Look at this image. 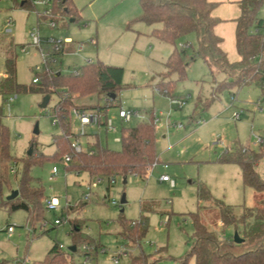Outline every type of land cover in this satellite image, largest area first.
I'll return each instance as SVG.
<instances>
[{
	"label": "rangeland",
	"instance_id": "1",
	"mask_svg": "<svg viewBox=\"0 0 264 264\" xmlns=\"http://www.w3.org/2000/svg\"><path fill=\"white\" fill-rule=\"evenodd\" d=\"M51 1L35 0L31 8H22L24 0H0V121L8 128L10 154L7 161L0 160V175L5 179L0 188V264H40L54 243L68 253L78 237H89L94 243L78 246V252L71 255L74 264H84V246L93 252L95 245L97 251L88 264H130L133 257L141 254L146 257L145 264H178L174 259L185 256L194 243L192 214L199 212L209 230L223 233L219 209L200 200V187L208 189L214 199L234 207L238 217L244 208L260 204L262 194L244 186L240 167L219 159L231 150H257L258 140H264L262 87L251 83L223 90L214 97L215 84L223 81L225 74L212 72L196 54L197 35L183 36L175 45L150 36L154 27L136 20L141 13L139 0H74L76 20L71 22L73 17L69 15L53 14L54 28L50 26L52 16L45 15L53 9ZM258 18L264 20V5ZM35 31L41 38L42 53L33 46L31 34ZM67 38L73 44L54 55L55 62L48 61L51 72L57 69L70 74L89 61L124 70L123 89L113 103L116 106L108 108L102 120L117 131L103 125H83L73 111L72 144L78 142L86 150L98 143L119 151L122 144L115 139L121 138L123 128L157 119L158 161L146 179L130 177L123 184L118 178L108 191L106 180L67 170L65 158L52 159L56 152L54 138L60 134L52 114L58 95L29 90L2 92L8 58L16 59V83L39 89L42 85L32 81L42 73L35 67L44 68L42 54L47 58L52 54L47 39ZM181 45L187 46L189 65L183 74L168 73L165 63ZM227 56L230 62L237 57L234 53ZM161 81L172 82L170 93L175 101L158 90ZM46 96L47 107H42ZM68 97L79 106L106 103L105 98L96 95ZM120 108L137 111L139 116L124 122L119 118ZM37 125L39 133L35 134ZM31 147V156L51 157L30 166L32 185L44 191L45 199L56 197L60 203L58 211L45 210V219L35 229L29 223L28 212H11L7 201L18 189ZM54 167L56 175H52ZM257 172L264 177V158ZM162 175L168 176L170 182L160 181ZM89 184H96L91 192ZM86 196L89 200L85 202ZM124 196L126 202L121 204ZM142 216L146 225L141 238L125 237L121 219L139 221ZM62 218V223L56 225L55 220ZM75 225L79 226L77 230ZM9 227L14 229L11 234ZM234 232L233 226L224 231L226 235ZM115 257H120L118 263ZM188 264H195V260L190 258Z\"/></svg>",
	"mask_w": 264,
	"mask_h": 264
},
{
	"label": "trees",
	"instance_id": "2",
	"mask_svg": "<svg viewBox=\"0 0 264 264\" xmlns=\"http://www.w3.org/2000/svg\"><path fill=\"white\" fill-rule=\"evenodd\" d=\"M35 0H24L22 8H31ZM51 1V0H49ZM53 9L50 21H55L53 14L69 15L76 20L78 13L74 0H52ZM141 13L136 19L153 26L150 36L160 41L175 45L176 41L190 33H195L198 39L196 54L211 68L225 74V79L216 82L214 97L226 89L242 88L251 83L261 85L264 96V20L258 18V12L264 5V0H240L241 15L236 20V49L240 57L237 62H230L227 54L221 48L222 39L215 33V27L220 22L212 14L218 4L208 0H139ZM159 26V27H157ZM65 48L60 53H63ZM59 53V54H60ZM195 57L191 60L193 61ZM187 62L186 49L177 47L168 58L165 66L168 73H185ZM123 68L106 65L101 62L87 63L70 74H62L60 70H53L50 74L42 72L38 75L41 84L39 89L23 87L16 83V59L8 58L5 62V79L1 84L2 92L12 90L41 92L45 95L56 93L59 101L53 108L55 123L59 124L60 134L55 136L56 152L52 159L70 157L67 170L76 173H87L90 177L106 180L107 190L116 179L138 177L146 179L150 169L158 161L156 145L155 119L142 121L136 126L123 128L119 142L122 148L119 151L110 150L106 146L94 144L89 149L77 152L72 146L75 133L72 130L73 111H95L99 117V125L107 127L106 117L108 108L114 105L120 91L123 89ZM41 81V83H40ZM158 90L169 94L172 101L174 96L170 93L172 82L161 81L157 84ZM77 95L78 98L96 95L105 98V105H77L68 96ZM113 96L115 98L113 99ZM213 101V100H212ZM210 106V105H209ZM208 106V107H209ZM34 146V145H32ZM9 154L8 128L0 121V160L5 162ZM264 158V140L257 150L241 148L227 151L219 159L222 163L236 164L241 169L243 184L262 194L260 204L256 208H244L243 214L238 217L234 207L213 198L210 191L204 186L200 187L201 201H207L219 209L218 220L221 222L223 233L211 231L202 222L200 213L192 214L194 228V243L190 251L183 257L174 259L178 264H188L190 258L195 264H264V177L257 172L260 160ZM51 159L42 155L40 158L28 156L23 176L19 181V195L9 201V210L15 212L25 210L29 214V223L35 229L37 223L45 219V194L41 188L32 185L29 176L30 166L37 162ZM5 181L0 175V188ZM80 203H83L80 201ZM79 203V204H80ZM84 203L83 205H85ZM73 212L69 210V213ZM123 235L125 237L137 236L138 239L145 232L146 218L139 221L121 219ZM233 226L243 239L236 244L233 235H226L225 229ZM79 228L75 225V229ZM137 239V240H138ZM81 243H94L89 237L75 238V252L66 253L57 243L48 251L46 258L40 264H74L73 257L78 252ZM84 255L90 259L98 246ZM146 257H133L130 264H145Z\"/></svg>",
	"mask_w": 264,
	"mask_h": 264
},
{
	"label": "built area",
	"instance_id": "3",
	"mask_svg": "<svg viewBox=\"0 0 264 264\" xmlns=\"http://www.w3.org/2000/svg\"><path fill=\"white\" fill-rule=\"evenodd\" d=\"M47 1H49V0H47ZM45 15L46 16H50L51 15V11H46ZM50 26L52 28L56 27V22H54V21L51 22L50 21ZM31 36H32V39H33V46L35 48L40 49V51H41V47H40L41 38H40L38 32L35 31L34 33L31 34ZM47 43L50 45V47L52 49V54L49 55V58H47V56L45 57L42 54V58L44 60V68L36 66L35 67V71L36 72H47L48 74H50L52 68L48 65V61L52 60L53 62H55V60L53 58L54 55L59 54L63 50V48H65L66 44H70L71 42H70V39H66L65 41H57V40H54V39H47ZM180 48L186 49L187 46L181 45ZM41 53H42V51H41ZM88 63H92V62L89 61ZM32 82L34 84H37L39 82V77H35ZM182 106H183V101L180 102L179 107L181 108ZM75 114L80 119V121H81V123L83 125H86V124H97V125H99L100 117L95 111H75ZM138 116H139V113L137 111L126 110L124 108H120V110H119V117L124 122H130L134 117H138ZM157 122H158V120L155 119V126L157 125ZM107 128L110 131H114V132L116 131V128H114L110 123L107 124ZM179 128H181V126H179ZM117 141H120V139H117ZM258 143L262 144L263 140H258ZM72 146L77 152L82 151V147H81V145L78 142L73 143ZM65 160H66V163L70 162V157L67 156L65 158ZM57 172H58L57 168L54 167L53 170H52V175H56ZM99 181H101V180L99 179ZM160 181H162V182H170V179H169L168 176L164 175V176H162L160 178ZM95 186H96V184H93V185L89 184V188H88L89 191L91 192L92 188H94ZM87 200H89V196L85 197V202ZM112 204L115 205V206L117 205L116 202H113ZM44 206H45V209L47 211H58L60 203H59L58 198L52 197L50 199H45L44 200ZM63 220H64V218L56 219L55 220V224L56 225H60ZM43 225L46 226V221H45V223ZM221 226H222V224H221ZM13 232H14V229L12 227H9L8 228V233L11 234ZM61 248H63V247L61 246ZM84 250L89 251L87 246H84ZM119 259H120V257H115V260H114L115 263H118ZM88 262H89V259L86 258L84 264H88Z\"/></svg>",
	"mask_w": 264,
	"mask_h": 264
},
{
	"label": "crops",
	"instance_id": "4",
	"mask_svg": "<svg viewBox=\"0 0 264 264\" xmlns=\"http://www.w3.org/2000/svg\"><path fill=\"white\" fill-rule=\"evenodd\" d=\"M208 1L218 4L217 7L214 9L212 15L215 18L219 19L220 21L215 27V33L222 39L221 48L227 55L233 53L237 55L236 59L234 61H231V62H237L240 60V57L236 49V26H237L236 20L241 15V9L239 5L240 0H208ZM72 44L73 43L66 45L65 50L68 49L69 46H72ZM107 130L109 129L107 128ZM117 139L119 138H116L115 142H119L117 141Z\"/></svg>",
	"mask_w": 264,
	"mask_h": 264
},
{
	"label": "water",
	"instance_id": "5",
	"mask_svg": "<svg viewBox=\"0 0 264 264\" xmlns=\"http://www.w3.org/2000/svg\"><path fill=\"white\" fill-rule=\"evenodd\" d=\"M73 21H74V19L71 20V22H73ZM114 98H115V96H113V99ZM48 101H49V96H46V98L44 100V103L42 104V107H47ZM34 133L35 134L39 133L38 125L36 126ZM31 155H32V147L30 148V150L28 152V156H31ZM127 182H128V180L123 179V184H127ZM18 195H19V191L18 190L12 191V193L7 197V201H12V200L16 199L18 197ZM125 202H126V199H125V196H124L122 198V200H121V204H124ZM233 240H234V242L236 244H241L243 242V239L240 237V235H239V233L237 231L234 232ZM68 250L70 252H75L76 247L75 246L69 247Z\"/></svg>",
	"mask_w": 264,
	"mask_h": 264
}]
</instances>
